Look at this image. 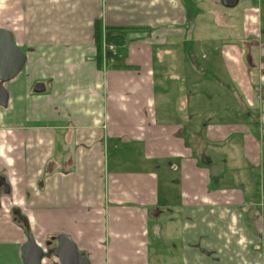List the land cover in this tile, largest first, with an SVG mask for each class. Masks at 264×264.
<instances>
[{"label":"crops","instance_id":"1","mask_svg":"<svg viewBox=\"0 0 264 264\" xmlns=\"http://www.w3.org/2000/svg\"><path fill=\"white\" fill-rule=\"evenodd\" d=\"M237 6L241 10L232 17L218 11ZM233 7L221 0H0V28L12 32L26 56L4 83L8 103L0 106V179L8 186V192L0 186V264H25L28 237L13 221L14 209L38 246L64 234L90 264H153L152 247L153 256L158 249L178 255L180 264H264V151L258 141L264 139V106L258 118L256 111L243 117L256 126L255 136L239 121L248 131L250 154L262 163L260 197L251 203L236 189L211 188L208 156L203 149L196 156L183 136L187 116L174 119L167 107L159 112L161 88L169 82L165 68L172 64L165 58L169 39L178 49L181 40L189 45V59L180 52L179 63L194 62L201 43L212 55L219 48L215 56L226 77L243 84L242 96L251 101L264 95V71L254 86L242 64L252 68L264 56V9L258 0H238ZM96 21L103 30L123 27L125 34V43L101 67ZM185 64L183 72L190 73ZM38 84L43 91H35ZM229 130L208 124L205 136L222 140ZM170 160L177 161L170 169L179 170L173 201L170 190L161 193L159 178ZM175 215L181 234H164V220L173 222ZM41 264L59 260L47 253Z\"/></svg>","mask_w":264,"mask_h":264},{"label":"rangeland","instance_id":"2","mask_svg":"<svg viewBox=\"0 0 264 264\" xmlns=\"http://www.w3.org/2000/svg\"><path fill=\"white\" fill-rule=\"evenodd\" d=\"M258 2L259 5H262L264 9V0H258ZM240 10V6L233 8H218L220 13L228 15V17L234 16ZM187 11L188 17L190 19L194 14L192 7L187 6ZM199 20L203 23H209V20L205 21L204 16H200ZM216 20L212 19V27H217ZM220 37L221 39L224 38L222 36ZM197 38L201 39V35H196V40ZM177 43L180 44L181 49H178L175 41L172 39L167 41V44H170L171 46H169V49L167 47V57L165 58L171 60L172 64L166 66L165 59L162 60L163 62H161V67L158 64V67L162 69L161 71H164V65L166 66L165 70L168 75L167 79L169 80V82H165L163 80L164 88H161V92L164 94H162L158 100L160 106L159 112L163 113V108L167 107L169 108L167 109V112L169 111L170 117L174 119L182 117L183 115L187 116L184 120V123L189 124V126L186 125V130L184 131L183 136L192 143V147L196 156L199 157V150L201 149H203L201 152L203 151L208 156L207 158H209L210 163L206 167L211 174L212 182H215L213 181L214 175H217L218 178V182L216 183L217 185L211 182V188L220 189L223 187L225 189H236L243 194L242 196L241 193L238 192L240 199H245L246 202L250 203L256 202V200L259 199V193L261 192L259 189L262 183V163L250 154L248 149L249 140H247L246 135L244 134V131L246 133L248 132L244 130L247 128L249 132L255 136L256 126L253 125L252 121L243 120V117L247 113H254L256 111L258 118L259 107L261 105L264 106V95L260 94L259 99L251 101L246 100L245 94L242 96L240 88L242 89L243 84L239 83V87L241 84V87L239 88L237 85H235L234 80H232L234 82L233 83L229 78H227L226 71L220 58L215 56H220L219 48H215V50L213 49V53L215 55H212L210 47L207 44L203 45L201 43L200 48L202 50H199V46L194 48V62L185 64L176 62L177 56L180 52H182L184 54L182 57L188 60L189 58L186 51L189 48V45L182 40ZM262 43L264 45V42ZM184 64L190 66V73L183 72L185 70L183 69ZM242 64L245 66V71H247L248 68L250 72V82L255 86L256 80H258V78H260V76L263 74V60L258 59V61L254 63V66H251L252 68L246 67V62H243ZM252 69L255 70L254 74L251 73V71H253ZM173 76H176L174 77V81H172ZM245 79L247 82L246 76ZM220 81H222L224 85ZM179 91H181V94L183 95L179 94ZM177 106L180 108L182 106L183 110H178L176 108ZM178 114H180L179 117ZM208 118H211L209 122H207ZM239 121L244 123L245 128L240 126ZM208 124L228 125L230 130L222 140H209L205 136L206 127H208ZM211 129L221 131L225 128L211 127ZM192 131H194L193 137L190 135ZM197 134H199L200 137H196ZM223 135L224 132L220 133V136ZM196 138L198 139L196 140ZM258 141L261 149L264 151V139H259ZM202 159L203 158H200V160ZM172 162L177 161L170 160L167 166H161L159 169V178L161 193H165L166 189L167 191L170 190V193L172 194L171 200L173 201L179 193V170L170 169ZM176 189L177 193L175 194L174 191ZM235 194L237 193H234L233 196H236ZM239 197H236V199L239 200ZM262 203L264 204V201H262ZM250 213L251 212L246 214ZM167 216L170 215L168 214ZM171 217L173 218V216ZM164 224L167 226L164 234H173L175 236L181 234L182 220L177 215L174 216L173 222L168 223L166 220H164ZM160 238V240L163 241V244L165 245L164 241H166L168 236L164 235L160 236ZM180 243L181 240L178 238V242L176 244L179 245ZM152 248L154 249V247ZM152 248H150V263L180 264V257L178 255L158 253L159 250L157 249V254H154L153 256ZM252 248L260 249L253 246ZM172 249L163 247L161 251L170 253L173 252ZM262 252L264 254V248Z\"/></svg>","mask_w":264,"mask_h":264},{"label":"water","instance_id":"3","mask_svg":"<svg viewBox=\"0 0 264 264\" xmlns=\"http://www.w3.org/2000/svg\"><path fill=\"white\" fill-rule=\"evenodd\" d=\"M238 0H222L225 6L233 7ZM26 56L19 49L14 40L11 31L0 28V106H6L8 103V91L4 83L15 77L25 64ZM44 87L40 84L35 86V91H43ZM204 162H208L206 158ZM3 179H0V186L3 185ZM5 191L8 192V186L4 184ZM49 241L46 242L49 245ZM48 254H53L59 260V264H90L88 257L80 252L74 242L64 234L57 235L55 246ZM43 249L38 246L33 238L25 245L23 250V259L25 264H41Z\"/></svg>","mask_w":264,"mask_h":264},{"label":"trees","instance_id":"4","mask_svg":"<svg viewBox=\"0 0 264 264\" xmlns=\"http://www.w3.org/2000/svg\"><path fill=\"white\" fill-rule=\"evenodd\" d=\"M123 29H124L123 27L107 26L104 27L103 30L101 23L99 21L95 22L94 44L96 47V59L99 67H101V63H102V46L104 43L105 44L113 43L115 46H120L125 43V34L122 31ZM12 219L14 222L18 223L23 228V230L25 231L28 237V242H29V239L32 238V234L30 232L29 225L25 217L21 215L19 210L14 209L12 210ZM50 239L53 240L55 239L56 241L57 236L48 237L46 242L49 241Z\"/></svg>","mask_w":264,"mask_h":264},{"label":"built area","instance_id":"5","mask_svg":"<svg viewBox=\"0 0 264 264\" xmlns=\"http://www.w3.org/2000/svg\"><path fill=\"white\" fill-rule=\"evenodd\" d=\"M114 48H115V45L113 43H109V44H103L102 46V63H103V66H106V62L110 56V54H114Z\"/></svg>","mask_w":264,"mask_h":264},{"label":"flooded vegetation","instance_id":"6","mask_svg":"<svg viewBox=\"0 0 264 264\" xmlns=\"http://www.w3.org/2000/svg\"><path fill=\"white\" fill-rule=\"evenodd\" d=\"M221 1H222V0H221ZM262 60H263V62H264V56L262 57ZM263 71H264V68H263ZM49 241H50V243H51V244H49V246L46 244V242H45L44 246H40V247L43 249V257H42L41 261L44 259L45 255L48 253V251H49L53 246H55V244H56L55 239H54V240H53V239H50ZM48 255H51V254H48ZM24 263H25V262H24Z\"/></svg>","mask_w":264,"mask_h":264}]
</instances>
